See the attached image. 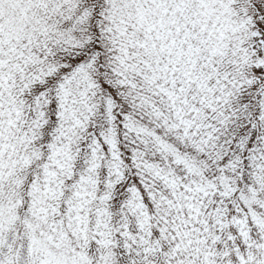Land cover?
Returning <instances> with one entry per match:
<instances>
[{
  "label": "snow or ice",
  "instance_id": "obj_1",
  "mask_svg": "<svg viewBox=\"0 0 264 264\" xmlns=\"http://www.w3.org/2000/svg\"><path fill=\"white\" fill-rule=\"evenodd\" d=\"M0 264H264V0H0Z\"/></svg>",
  "mask_w": 264,
  "mask_h": 264
}]
</instances>
